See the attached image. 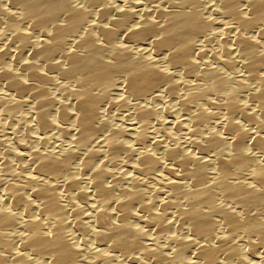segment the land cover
<instances>
[{"label": "bare ground", "instance_id": "obj_1", "mask_svg": "<svg viewBox=\"0 0 264 264\" xmlns=\"http://www.w3.org/2000/svg\"><path fill=\"white\" fill-rule=\"evenodd\" d=\"M0 264H264V0H0Z\"/></svg>", "mask_w": 264, "mask_h": 264}, {"label": "rangeland", "instance_id": "obj_2", "mask_svg": "<svg viewBox=\"0 0 264 264\" xmlns=\"http://www.w3.org/2000/svg\"><path fill=\"white\" fill-rule=\"evenodd\" d=\"M2 136V133H0V137Z\"/></svg>", "mask_w": 264, "mask_h": 264}]
</instances>
